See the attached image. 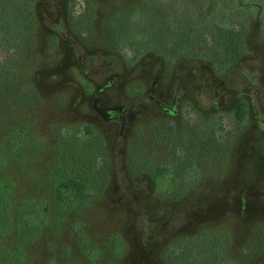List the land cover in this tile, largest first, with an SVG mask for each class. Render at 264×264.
Returning a JSON list of instances; mask_svg holds the SVG:
<instances>
[{
  "label": "rangeland",
  "instance_id": "374dc122",
  "mask_svg": "<svg viewBox=\"0 0 264 264\" xmlns=\"http://www.w3.org/2000/svg\"><path fill=\"white\" fill-rule=\"evenodd\" d=\"M0 177L32 264H264V0H0Z\"/></svg>",
  "mask_w": 264,
  "mask_h": 264
},
{
  "label": "trees",
  "instance_id": "16d2710c",
  "mask_svg": "<svg viewBox=\"0 0 264 264\" xmlns=\"http://www.w3.org/2000/svg\"><path fill=\"white\" fill-rule=\"evenodd\" d=\"M247 104L237 107L236 116L244 119ZM88 130L91 132V128ZM168 168L159 167L155 181L166 177ZM10 184L0 177V264H32L29 255L30 246L38 239L49 217V201L41 198L36 202L22 201L16 209L10 198ZM84 191V184L75 177L61 180L55 187V197L60 208L66 209L76 203Z\"/></svg>",
  "mask_w": 264,
  "mask_h": 264
},
{
  "label": "flooded vegetation",
  "instance_id": "af4514ba",
  "mask_svg": "<svg viewBox=\"0 0 264 264\" xmlns=\"http://www.w3.org/2000/svg\"><path fill=\"white\" fill-rule=\"evenodd\" d=\"M241 104V103H240ZM239 106V105H238Z\"/></svg>",
  "mask_w": 264,
  "mask_h": 264
}]
</instances>
